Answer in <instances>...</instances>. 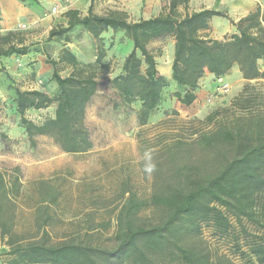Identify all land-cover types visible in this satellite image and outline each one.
I'll return each instance as SVG.
<instances>
[{"label":"trees","instance_id":"trees-1","mask_svg":"<svg viewBox=\"0 0 264 264\" xmlns=\"http://www.w3.org/2000/svg\"><path fill=\"white\" fill-rule=\"evenodd\" d=\"M187 1L170 0L165 12L136 21L119 9L96 14L90 5L84 15L68 9L63 14L66 25L52 27L46 40L69 41L75 29L84 30L94 41H99L106 31L122 32L131 48L123 59L121 72L111 81L122 101L139 102L137 118L144 124L159 106L168 85L158 73L157 54L148 45L170 37V80L176 87L175 99L190 106L205 73L217 79L236 67L245 83L231 106L244 109L245 114L218 120L208 131L193 132L196 137L192 143L203 154L192 163L181 160L190 142L176 134L164 139L167 174L150 196L159 218L156 222L141 218L139 212L146 202L127 192L114 217L111 246L96 241L108 222L95 227L88 224L53 241L47 226L60 191L46 182L38 183L32 224L18 229V168L10 173L0 170V242L7 247L8 256L3 264H234L226 252H219L204 241L205 230L245 264H264V233L253 234L244 227L238 233L229 220V215L237 221L244 218L264 230V204L256 208L257 196L264 192V92L256 89L264 80V69L258 64L262 61L264 65V19L257 9L236 22L229 20L236 32L214 39L205 33L209 19L229 18L214 9L179 13L177 6ZM14 35L8 32L0 36V41L8 44L0 48V57L29 52V46L11 43ZM104 55L103 46L98 44L95 62L99 63ZM45 61L58 89L54 118L45 125L52 128L63 151H86L91 143L84 114L97 89L95 75L67 47L57 60L47 55ZM59 62L71 67L68 75H60ZM49 102L50 98L39 90L14 91V108L31 145L35 126L24 114L31 108H44ZM218 115L214 111L205 121L211 123Z\"/></svg>","mask_w":264,"mask_h":264},{"label":"rangeland","instance_id":"rangeland-1","mask_svg":"<svg viewBox=\"0 0 264 264\" xmlns=\"http://www.w3.org/2000/svg\"><path fill=\"white\" fill-rule=\"evenodd\" d=\"M25 5L35 6L30 0L25 1ZM61 5L57 3L55 11H52L53 7L48 11L53 16L52 27L63 25L59 18ZM98 12L107 13L102 8L95 11ZM23 25L25 27H16L11 43L18 45L21 42L29 46V52L0 57V170L10 173L14 167L18 168L21 181L17 198L18 229L32 224L38 183L46 182L56 185L60 191L58 204L52 207V219L47 226L53 241L88 224L95 227L101 222H108L109 226L98 233L96 241L103 246H111L114 217L127 192L146 202L139 212L141 218L152 222L159 218L150 196L154 186L160 185L167 174L164 139L176 134L190 142L181 160L192 163L203 154L198 145L192 143L196 137L193 132L208 131L218 120L227 121L246 112L231 106L245 83L240 77L221 81L212 77L201 78L193 103L190 106L180 104L173 96L176 87L170 80L167 66L171 38L166 37L151 42L148 48L157 54L158 73L168 85L157 109L146 123L140 124L137 118L139 102L133 100L128 104L122 101L111 81L121 72L123 59L131 48L122 32L106 31L101 33L99 41H94L84 30L75 29L69 41H47L49 30L45 25L31 29L26 23ZM98 44L103 46L105 55L96 63ZM7 46L0 41L1 49ZM64 47L76 56L81 65L94 73L97 81L96 92L85 107L84 124L91 146L83 152L63 151L53 137L52 128L45 125L54 118L58 95L57 86L50 77V65L45 60L47 55L57 60ZM258 64L264 69L262 61ZM57 69L61 76L71 72L66 63L59 62ZM221 83L229 87L223 94L215 92ZM256 87L264 92V80ZM15 89L39 90L50 98L46 107L31 108L24 114L35 126L34 145L29 143L14 108ZM214 111H218L219 115L211 123L206 122V116ZM257 198L256 208L264 204V192ZM229 220L238 233L241 227L253 234L264 233L253 221L244 218L237 221L231 215ZM203 239L211 248L226 252L234 264H245L237 254L227 251L225 243L213 238L206 230Z\"/></svg>","mask_w":264,"mask_h":264},{"label":"crops","instance_id":"crops-1","mask_svg":"<svg viewBox=\"0 0 264 264\" xmlns=\"http://www.w3.org/2000/svg\"><path fill=\"white\" fill-rule=\"evenodd\" d=\"M34 3V7L25 5V2L19 0H0V35L3 36L8 32L14 33L18 25L24 23L27 27L35 28L45 25L48 30L53 25V16L48 11L57 3H62V10H59L60 19L63 25H66V18L63 16L68 9L79 10L82 15L87 13L88 7L91 5L92 12L95 13L102 8L104 12L119 9L127 13L130 20L136 21L140 18L148 19L165 12L168 8L170 0H30ZM201 9H214L222 11L229 18L213 16L209 19V28L205 33L214 39H223L226 36L236 32L235 26L229 20L234 22L245 17L249 13L259 10L261 17L264 19V0H188L187 3L179 4L177 10L181 14L186 12L198 11ZM56 10V8H55ZM100 14V12L96 13ZM105 14V13H104ZM25 27V26H24ZM130 42V41H129ZM131 44V43H130ZM169 58L167 59L168 71L173 56V39L169 44ZM156 62L158 59L156 58ZM212 75L205 73L203 79L211 78ZM241 78L239 71L233 67L231 71L219 78L218 80H233V78ZM213 78V77H212ZM201 90V89H200ZM197 96V93H196ZM7 247L0 242V264L8 260L5 254Z\"/></svg>","mask_w":264,"mask_h":264},{"label":"built area","instance_id":"built-area-1","mask_svg":"<svg viewBox=\"0 0 264 264\" xmlns=\"http://www.w3.org/2000/svg\"><path fill=\"white\" fill-rule=\"evenodd\" d=\"M52 11H55V8L53 7L52 8ZM21 27H24V25H22ZM229 89L228 85L225 84V83H221L216 89H215V92L216 93H220V94H223L225 92H227Z\"/></svg>","mask_w":264,"mask_h":264}]
</instances>
